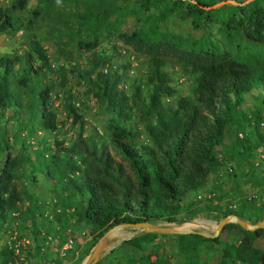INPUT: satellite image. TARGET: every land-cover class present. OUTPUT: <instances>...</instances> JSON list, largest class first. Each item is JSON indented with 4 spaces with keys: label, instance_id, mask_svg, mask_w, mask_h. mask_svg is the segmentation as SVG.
Returning <instances> with one entry per match:
<instances>
[{
    "label": "trees",
    "instance_id": "trees-1",
    "mask_svg": "<svg viewBox=\"0 0 264 264\" xmlns=\"http://www.w3.org/2000/svg\"><path fill=\"white\" fill-rule=\"evenodd\" d=\"M171 16L189 19L201 35L168 31ZM113 17L134 19L118 37L149 57L144 78L130 84L126 65L122 70L95 54L104 30L115 25ZM43 27L44 39L54 42L65 62L73 61L71 45L93 51L87 69L78 63L72 69L97 101L107 140L98 128L84 134L82 109L71 93L66 119L60 120L52 93L67 82L66 68L51 65L40 39ZM19 30L25 48L0 56V242L12 228L17 239L30 242L18 252L15 241L0 243V264L48 258L81 264L103 233L124 222L183 223L205 210L254 224L264 219L260 193L240 197L238 209L222 201L228 191L240 195L242 182L264 190V0H0V35ZM168 59L183 70L178 81L190 80L185 95H178ZM48 72L60 76L57 84ZM67 119L78 126L68 142L59 138L69 129ZM223 170L226 180L218 182L215 175ZM210 176L209 198L197 197ZM41 181L50 202L30 191ZM49 210L52 219L45 215ZM79 225L89 227L85 248L75 254L74 245L66 263L53 260L48 236L59 250L65 231ZM230 228L240 231L233 242L185 233L171 234L179 238L171 244L182 264H209L200 260L206 242L220 247L218 264H264V249L253 245L264 228L251 231L230 222L222 230ZM157 236L141 232L125 240L136 249L129 264H159L151 254H139Z\"/></svg>",
    "mask_w": 264,
    "mask_h": 264
},
{
    "label": "rangeland",
    "instance_id": "rangeland-1",
    "mask_svg": "<svg viewBox=\"0 0 264 264\" xmlns=\"http://www.w3.org/2000/svg\"><path fill=\"white\" fill-rule=\"evenodd\" d=\"M125 0H118V3H123ZM250 1V0H247ZM35 0H31V5L34 4ZM234 3V2H232ZM217 6V5H215ZM22 15L32 17V12L24 11ZM112 23H115L109 32L104 30L103 35L101 37V42L95 48V54L98 56H106L109 58L112 64L119 66L122 70L123 65H126L127 68L124 72L127 73V80L128 83H132L138 78H144V73L147 71V63L149 61V57L137 52H134L130 46L125 44L121 39H119V32L124 28L128 27L131 29L134 26V19L130 17H113ZM166 29L170 32L182 34L185 36H189L192 38H198L201 35V30H197L193 28L191 21L189 19H182L180 17L171 16L169 20L166 21ZM46 28H42V33L40 34V39L42 40V44L44 45L45 49L47 50L51 65L58 69L61 66H64L65 69V76L67 82L65 83L63 88H59L56 86L53 90V100H54V108L58 113L60 120H65V113H64V105L67 100L68 94L71 93L76 96L79 102L76 101V105H79L82 109L83 114V121L84 123V134H88L93 131L94 128L101 129L103 131L104 139L107 140V135L103 130L102 123H101V115L99 113V107L97 106V101L94 96L91 94H87L88 85L85 80L80 79L75 71L72 69V64L78 63L80 64L79 69L85 70L88 68L89 61L93 55V51H82L78 50L74 47V45L69 46V49L72 50L73 53V61L71 63L65 62L62 57L58 55V50L56 45L52 41H46L44 39ZM24 42V32L19 30L15 35L11 36L8 34H1L0 35V56L7 52H20L23 48H25ZM103 53V54H102ZM167 69L170 72L174 73V85L178 87L179 94L178 95H185L188 92L190 86V80L188 79L185 82H179L177 76L182 74L183 70L180 69L179 65L175 63L173 59H168L167 61ZM131 65V66H130ZM72 70V71H71ZM60 76L56 77L53 73H47V79L53 81L57 84L60 80ZM129 91V89H128ZM130 92V91H129ZM84 103V105H81ZM247 103H251L248 101ZM98 110V111H97ZM71 119L66 120L65 126H68V130L64 129V132L59 135V138H64L66 142L69 139L73 138L78 131V126L72 127L70 125ZM51 141L53 137H50ZM113 153V152H112ZM115 159L122 162L124 168L128 171L127 163L120 157L115 155ZM220 175H215L217 181L224 182L226 180V172L223 170L219 173ZM215 177L210 176L207 179L206 186L203 190L198 191L196 193L197 197L209 198L211 194V185L214 181ZM242 182V180H241ZM41 186H31L30 191L36 192L42 199L47 202H50L49 192L46 189L45 183L40 182ZM22 181H17V186L21 189L24 185H22ZM220 185V184H219ZM225 189L229 187L227 185L221 186ZM241 194L240 195H233L232 191H228L229 195L227 198L222 199L224 202L225 200H230L231 203L236 204L235 208H239V198L242 196H248L253 194H262L264 196V190L260 188H255L252 184H247L245 182L241 183ZM220 191L216 190V194H219ZM209 200V199H208ZM207 200V201H208ZM206 201V202H207ZM217 202L216 199L212 202L215 204ZM210 204V205H212ZM51 208V206H48ZM58 211V210H56ZM50 214L52 213L50 210L48 211ZM223 218L221 213H216L214 211H207L198 214L197 216L193 217L187 222L183 223H176V222H160L164 225H171L180 230H187V231H201L208 234H213L216 231L217 224ZM15 228H12L14 230ZM71 231V234L74 236V245L75 247V254L80 253L86 246V243L90 239L89 235V227L85 225L73 226L68 228ZM7 234H2V242L3 244L6 243ZM141 233L140 230L137 229H120L115 232L109 238V243L106 248L103 250L100 259L98 260L97 264H129V259L132 258L134 255V251L136 250L133 247H130L125 243V240H128L134 236H137ZM240 235V231L237 228H230L226 230H221L218 236L221 237L220 242L224 243L233 242L235 239ZM25 238V237H23ZM27 239V238H26ZM29 240V239H28ZM179 238L174 237V235L167 234V235H160L154 238L152 241H146L142 245L144 247V251L139 254H151L150 260L159 264H182V261L179 259L177 248L175 247L176 242H178ZM171 242H175L174 245ZM205 248L200 252V260L201 261H208L209 264H218V260L221 255V250L219 248H215V245L212 243H205ZM253 245L256 248L264 249V234L253 241ZM220 246V245H219ZM91 251V250H90ZM58 253V255H57ZM49 254L52 256L53 260L60 258L62 263H66V258H61L59 256V250L57 248V242L51 243L49 246ZM90 254V253H89ZM89 255L81 262H83L88 258ZM44 262H49L50 264H56L55 262H51L48 258L47 260H34L31 259L28 261L27 264H42Z\"/></svg>",
    "mask_w": 264,
    "mask_h": 264
},
{
    "label": "water",
    "instance_id": "water-1",
    "mask_svg": "<svg viewBox=\"0 0 264 264\" xmlns=\"http://www.w3.org/2000/svg\"><path fill=\"white\" fill-rule=\"evenodd\" d=\"M230 222L237 223L239 226L246 230H257L259 228H264V219L260 220L258 223H251L247 220L240 218L236 214H229L224 216L219 223L217 224L216 231L213 234L204 233L201 231H183L171 225H164L161 223H153L149 221L143 222H124L120 224H116L109 228L103 235L98 238L94 246L91 248L90 254L88 258L83 262V264H96L100 259L103 250L109 243V238L115 232L120 229H137L140 230L142 233H157L160 235H167V234H185V233H196L202 235L206 238H215L218 236L219 232L223 229V227Z\"/></svg>",
    "mask_w": 264,
    "mask_h": 264
},
{
    "label": "built area",
    "instance_id": "built-area-1",
    "mask_svg": "<svg viewBox=\"0 0 264 264\" xmlns=\"http://www.w3.org/2000/svg\"><path fill=\"white\" fill-rule=\"evenodd\" d=\"M179 82H185V77L184 76H180L179 77ZM126 88V86H125ZM264 122H260V125H263ZM238 136L240 138H242L244 136V132H238ZM255 194H253L252 196H254ZM231 208H235L236 207V204L232 203L229 205ZM14 215H17V213H14ZM45 215L49 218V219H52L53 215L50 214L49 212H46ZM71 230L70 229H67L65 231V235H66V240L65 242L62 244V246L59 248V256L61 258H64L66 257L67 255V252L69 250H71L74 246V236L73 234H71L70 232ZM53 240L54 238L52 236H48V241L46 242V245H49L50 242L53 243ZM11 241H15L16 244V248H17V252H18V246L19 245H22V246H25L26 244H28L30 242V240L26 239V238H21V239H17V232L16 230H13L12 232H9L8 233V236H7V240H6V243H10ZM0 243L3 244V242L1 241ZM42 264H50L49 262H44Z\"/></svg>",
    "mask_w": 264,
    "mask_h": 264
},
{
    "label": "crops",
    "instance_id": "crops-1",
    "mask_svg": "<svg viewBox=\"0 0 264 264\" xmlns=\"http://www.w3.org/2000/svg\"><path fill=\"white\" fill-rule=\"evenodd\" d=\"M227 141V140H226ZM183 231H187V230H183Z\"/></svg>",
    "mask_w": 264,
    "mask_h": 264
}]
</instances>
